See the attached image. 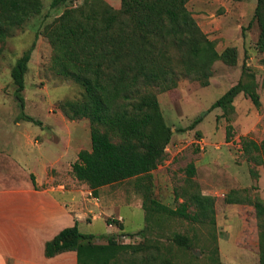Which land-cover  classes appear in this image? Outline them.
Segmentation results:
<instances>
[{"label": "trees", "instance_id": "16d2710c", "mask_svg": "<svg viewBox=\"0 0 264 264\" xmlns=\"http://www.w3.org/2000/svg\"><path fill=\"white\" fill-rule=\"evenodd\" d=\"M69 1L52 0L51 6ZM188 2L121 0L120 8H115L106 0H83L66 7L43 29L52 46L54 71L84 89L80 99L59 103L68 119L87 118L90 122L91 148L79 151L72 173L87 183L94 194L102 186L134 179L143 194L147 224L139 234L145 236L152 230L149 223L154 216L157 222L167 216L216 223L214 196L200 190L191 192L188 185L176 193V200L181 196L185 200L171 207L155 197L153 188V172L165 160L166 148L173 137L153 88L173 89L181 78L207 86L217 61L237 63V47L228 46L219 51L216 41L198 24ZM42 8V0H0V42L12 36L32 16L40 14ZM253 20L260 28L256 46L264 54V0H257ZM34 45L24 51L11 71L15 96L21 106H24L22 92ZM262 60L264 63V57ZM241 93L261 108L256 73L252 69L243 67L241 78L207 112L220 107L223 115L232 120L229 114L235 112L234 102ZM24 116L41 123L30 115ZM203 117L199 115L188 128H194ZM230 129L231 125L227 128V141ZM241 144L248 159L264 165V140L244 137ZM186 171L188 183L196 187L192 180L196 165L189 163ZM32 179L35 183L33 175ZM225 202L254 207L259 228V264H264V198L232 189ZM191 206H195L194 211H190ZM111 223L119 231L124 229L118 218H109L108 224ZM126 235L85 233L76 223L46 241L45 256L73 250L77 253V264H174L162 241H120ZM170 240L182 249H191L192 241L186 234L175 233ZM193 257L198 258L194 253Z\"/></svg>", "mask_w": 264, "mask_h": 264}, {"label": "rangeland", "instance_id": "374dc122", "mask_svg": "<svg viewBox=\"0 0 264 264\" xmlns=\"http://www.w3.org/2000/svg\"><path fill=\"white\" fill-rule=\"evenodd\" d=\"M82 1L71 0L52 7V0H42L41 13L32 16L12 36L0 42V152L7 155L10 151L24 165L36 167L38 161L35 159H39L41 147L47 159L55 157L60 151L59 137L67 136L71 129L82 135L78 147H89V120H70L59 107L63 100L80 99L84 89L54 71L52 46L43 34L45 25L66 7ZM106 1L115 8L121 6V0ZM256 5L257 0H189L188 8L209 38L216 41L219 51L234 43L237 45V63L231 65L217 61L207 86L190 78H181L173 89L160 91L157 87L153 88L165 120L173 131L172 140L166 148V158L153 172L155 197L171 207H177L185 200L183 196L176 200L177 191L181 193L189 185L191 192L200 190L216 198V223L191 222L167 216L157 222V216H154L149 223L152 230L146 236L139 234L147 224L142 208L143 194L135 180L130 179L107 185L105 192L102 190L101 193L106 204H114V212L117 213L114 214H121L125 219L124 230H118L117 235H127L125 239L120 237V241L139 243L160 240L174 264H259V228L254 208L249 204L225 202L232 189L250 197L259 195L264 198V165L248 159L241 148L244 137L258 142L264 140V54L256 46L260 33L258 22L253 20ZM33 43L32 57L25 74L26 86L22 92L25 101L21 106L15 96L16 86L11 71ZM243 67L256 73L261 108L241 94L235 101L237 110L229 114L232 120L223 115L220 107L207 112L241 78ZM24 115L40 120L42 124L26 119ZM199 115H204L203 120L189 129ZM230 125V140L227 141ZM5 161L6 158H0L1 167ZM191 162L196 165V174L192 178L196 187L187 181L186 167ZM91 192V188L86 189L88 197L98 204L99 198ZM194 210L195 206H191L190 211ZM5 220L7 204H1L0 222ZM80 229L96 235L112 232L105 215L84 221ZM175 233L188 235L192 241L191 249L185 250L172 244L170 238ZM193 253L198 258H194ZM0 264H7L4 253L0 255Z\"/></svg>", "mask_w": 264, "mask_h": 264}, {"label": "crops", "instance_id": "0c3cea01", "mask_svg": "<svg viewBox=\"0 0 264 264\" xmlns=\"http://www.w3.org/2000/svg\"><path fill=\"white\" fill-rule=\"evenodd\" d=\"M231 46L237 47L235 43ZM68 131L67 136L59 137L60 151L55 157L47 159L40 148L36 167L24 165L10 151L7 155L0 152V158L7 161L0 166V205L7 204V220L0 222V255H7V264H77L73 250L46 257V241L66 227L78 223L80 229L84 221L100 215H105L108 226L109 218L125 223L121 214L115 215L114 204H106L101 197L107 185L95 194L100 200L97 204L86 194L89 185L72 174V163L84 148L78 147L81 133H76V129ZM87 146L85 149L91 148V141ZM111 228L109 234L117 233L118 227Z\"/></svg>", "mask_w": 264, "mask_h": 264}, {"label": "built area", "instance_id": "2783aa9c", "mask_svg": "<svg viewBox=\"0 0 264 264\" xmlns=\"http://www.w3.org/2000/svg\"><path fill=\"white\" fill-rule=\"evenodd\" d=\"M92 191H93V190H92ZM92 193H93V192H91V195H92ZM97 198H98V197H97ZM119 220H121V219H119ZM113 225H114V223L109 224L110 227H112Z\"/></svg>", "mask_w": 264, "mask_h": 264}]
</instances>
